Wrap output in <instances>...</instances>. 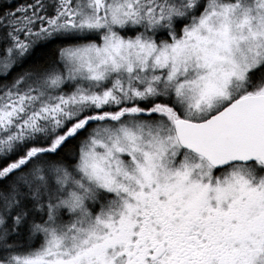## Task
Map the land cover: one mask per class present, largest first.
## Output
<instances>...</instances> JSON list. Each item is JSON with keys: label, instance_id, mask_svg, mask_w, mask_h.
<instances>
[{"label": "snow or ice", "instance_id": "obj_1", "mask_svg": "<svg viewBox=\"0 0 264 264\" xmlns=\"http://www.w3.org/2000/svg\"><path fill=\"white\" fill-rule=\"evenodd\" d=\"M0 264H264V0H0Z\"/></svg>", "mask_w": 264, "mask_h": 264}]
</instances>
